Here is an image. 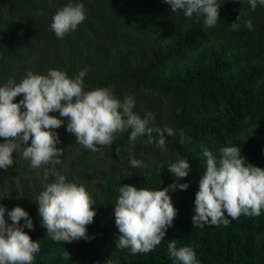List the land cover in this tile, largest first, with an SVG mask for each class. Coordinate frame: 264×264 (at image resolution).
<instances>
[{
    "label": "trees",
    "instance_id": "16d2710c",
    "mask_svg": "<svg viewBox=\"0 0 264 264\" xmlns=\"http://www.w3.org/2000/svg\"><path fill=\"white\" fill-rule=\"evenodd\" d=\"M69 3H82L86 19L58 39L52 17ZM219 20L206 27L204 16L173 12L163 0H0V87L9 79L19 83L28 71L46 75L60 70L75 78L87 69L84 91L108 88L123 101L135 100L133 112L152 114L149 127L174 130L165 134V147L147 134L130 142L131 129L114 134L110 146L91 151L69 133L68 118L55 129L64 149L54 166L69 182L83 185L95 201L88 239L58 243L42 226L37 197L54 182L51 164L33 168L13 153V165L0 169V205L23 208L33 229L24 231L39 240L40 252L32 264H181L168 245L191 247L197 264H264V208L258 217L241 214L225 226L194 227L195 197L206 170L207 148L219 161L220 149L236 146L253 166L264 168V5L253 11L248 0H217ZM240 27L234 30L231 24ZM252 21V28L245 21ZM23 94L14 99L18 103ZM22 111L24 109H21ZM4 138L0 137V143ZM183 140V142H181ZM119 149V152H117ZM141 161L134 168L131 159ZM187 159L191 171L177 180L168 165ZM187 183L186 190L178 185ZM124 184L137 189L163 190L177 210L173 225L149 253L133 255L116 247L119 230L114 209ZM176 184L175 189L170 185ZM225 216L227 213L225 212ZM5 220H11L5 213ZM20 224H24L22 218ZM66 250L70 259H64Z\"/></svg>",
    "mask_w": 264,
    "mask_h": 264
},
{
    "label": "clouds",
    "instance_id": "9594fccd",
    "mask_svg": "<svg viewBox=\"0 0 264 264\" xmlns=\"http://www.w3.org/2000/svg\"><path fill=\"white\" fill-rule=\"evenodd\" d=\"M170 5L173 12L184 10V15L204 16L206 27H213L219 20L221 5L217 0H163ZM254 11L257 3L264 5V0H248ZM86 19L82 3H69L57 10L52 17L51 30L58 39ZM237 22L231 24L238 30ZM245 27L252 28V21H245ZM87 69L81 70L73 79L66 72L49 70L46 75L28 71L25 77L16 83L14 79L0 87V169L7 171L13 165V153L22 145V156L30 160L33 168L51 164L54 182L48 184L37 197L38 214L47 234L56 242H72L81 238L88 239L86 225L93 223L96 215L93 205L95 201L83 185L69 182L64 175L55 172L54 166L61 162L64 149L56 147L58 132L64 121L50 112H59L60 117H67L66 130L76 136V143L93 152L97 146H110L114 134L131 129L129 141L147 134L151 143V135L155 131L159 139V148L165 147V134L174 135L170 127H149L153 122L152 114L144 118L133 112L135 100L126 96L123 101L117 99L110 89L99 88L84 91V80ZM23 94V99L14 103V99ZM21 109H24L23 111ZM183 142V140L181 141ZM119 152V149H117ZM220 159L207 148L203 155L207 158L206 170L199 180V191L195 197V215L192 217L194 227L205 225L225 226L231 219L241 214L258 217L264 208V168L248 163L236 146L220 149ZM134 168L141 167V161L131 159ZM170 173L177 180L187 177L191 166L187 159H178L168 165ZM172 189L176 184L169 186ZM186 190L187 183L178 185ZM169 188L163 190L137 189L124 184L119 189V197L115 204V224L119 230L116 247L129 248L133 255L149 253L159 245L165 237L167 228L173 225L177 215ZM7 212L11 224L5 220ZM225 212L227 216H225ZM24 224L21 225V219ZM29 214L16 206L7 210L0 205V264H32L35 255L40 252L39 240L33 241L24 231L33 229ZM169 254L181 264H197L196 253L191 247H176L175 240L168 245ZM64 259H70L66 250Z\"/></svg>",
    "mask_w": 264,
    "mask_h": 264
}]
</instances>
